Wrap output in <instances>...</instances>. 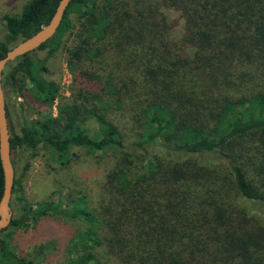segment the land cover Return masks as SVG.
Instances as JSON below:
<instances>
[{
    "label": "trees",
    "instance_id": "1",
    "mask_svg": "<svg viewBox=\"0 0 264 264\" xmlns=\"http://www.w3.org/2000/svg\"><path fill=\"white\" fill-rule=\"evenodd\" d=\"M58 2L6 16L0 59ZM162 8L180 13L177 41ZM44 50L64 54L72 100L8 126L13 168L15 154L40 150L60 167L78 148L110 161L95 195L69 188L25 207L31 221L84 223L66 264H264V178L248 172L264 159V0H73L55 35L6 67L7 120L28 87L48 107L60 96L33 58ZM24 216L1 231L0 264H38L10 249Z\"/></svg>",
    "mask_w": 264,
    "mask_h": 264
},
{
    "label": "rangeland",
    "instance_id": "2",
    "mask_svg": "<svg viewBox=\"0 0 264 264\" xmlns=\"http://www.w3.org/2000/svg\"><path fill=\"white\" fill-rule=\"evenodd\" d=\"M28 1L0 0V43L12 45L6 40L4 18L20 15ZM161 12L168 22L176 23L171 31V38L179 40L184 33L180 13L168 8H162ZM33 58L44 63L47 69V72L43 73L44 77L59 84L60 96L51 107H48L41 104L28 87L22 95L8 100V126L15 131L22 125H29L49 113L57 116L60 102L72 100V74L65 63L64 54L59 51L50 54L48 50H44L36 52ZM90 127H94V124H90ZM73 153L74 157L67 167L57 165L44 150L38 151L36 156L31 153L14 155V180L18 184L14 186L11 198L12 216L17 217L20 214L25 216L21 226L15 228L10 235V249L20 257L35 259L38 264H66L74 238L85 229L86 226L80 221L58 217H44L31 221L32 212L35 210L27 212L26 209L25 212V207L52 199L55 193L62 191L66 193L69 188L86 190L91 195L100 191L105 171L110 164L109 158L100 152L89 153L82 148L75 149ZM256 158L255 163L248 164L250 170L248 172L251 174L258 172L264 178L260 171L264 167V159L261 161L260 155ZM242 159L245 160V156ZM20 197L24 202L18 200ZM40 250L44 252L36 257Z\"/></svg>",
    "mask_w": 264,
    "mask_h": 264
},
{
    "label": "water",
    "instance_id": "3",
    "mask_svg": "<svg viewBox=\"0 0 264 264\" xmlns=\"http://www.w3.org/2000/svg\"><path fill=\"white\" fill-rule=\"evenodd\" d=\"M73 0H59L50 21L31 37L18 42L0 59V166L3 176V192L0 198V233L10 226L12 210L10 202L14 186V168L11 161L10 132L2 77L6 67L20 57L38 50L57 32L65 12Z\"/></svg>",
    "mask_w": 264,
    "mask_h": 264
}]
</instances>
